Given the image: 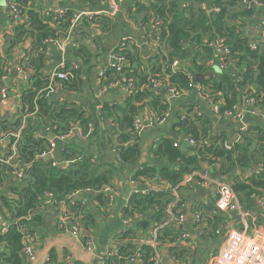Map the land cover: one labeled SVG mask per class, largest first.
<instances>
[{"label": "crops", "instance_id": "0c3cea01", "mask_svg": "<svg viewBox=\"0 0 264 264\" xmlns=\"http://www.w3.org/2000/svg\"><path fill=\"white\" fill-rule=\"evenodd\" d=\"M238 1L242 4L238 6V9L244 10V0ZM10 2L17 3L16 0H0V121L17 117L21 97L25 91L30 89L32 76L36 73V69L26 62L32 56L33 41L31 39H24L18 43L12 41L16 27H13ZM154 2L155 0H124L118 8V15L114 18L109 15L114 8V0H74L73 2L30 0L27 4L28 8L34 7L40 13L47 6L54 9H73L81 13L84 18L81 24L75 27L68 26L66 31L61 30L54 37V43L44 45L45 49H41L44 53V63L39 70L49 78L51 83V89L45 94L44 99L50 104L69 103L82 108L87 118L92 117L91 136L80 139L77 131H82V127L75 124L73 126L75 134L60 141L51 127L40 125V135L46 137L50 144L53 141L56 142L54 156L50 159L49 157L42 159H59L62 147L76 145L93 155L94 161L104 165L107 169L112 168V178L108 184L112 190L111 198L109 194L99 191L80 197L77 205L81 213L73 219L69 214L72 206L66 207L65 210H68L66 215L58 206H46L41 209V218L35 223L32 222V225L30 223L32 232L37 237L36 264H45L48 258L51 263L52 256L57 264H104L103 260L106 256L119 255L116 240L128 229L134 232L132 244L136 245V250L141 249L142 251L143 248L149 247L152 250V259L155 258L156 261L164 264H209L210 255L224 245L230 233L234 231H245L248 234L264 232V202H260L259 196L253 195L254 202L248 208L250 216L245 220L236 213L227 216L213 210L216 200V182L233 183L229 175L220 177L222 176L220 168L223 164L220 158L202 162L200 170L186 176L179 184L182 185L180 189L177 188L178 185L172 188L167 181L159 177L150 179L136 177L134 170L125 168L120 162L117 136L113 135L112 131V128L117 125L110 117V113L104 112V107L126 108L134 92L149 91L162 95L160 101L167 106L165 115L168 114L166 121L159 123V117L151 108L149 98L142 99L141 96L140 102L135 103L139 110L134 116L131 132L136 135L134 124L140 120L144 127L140 141L143 143L144 152H147V155L142 154L140 165L152 166L165 163L153 156L150 149L156 147L157 142L162 138L173 137L178 131L177 124L180 114L184 116L189 110H192L191 116L196 112H201L204 117L211 118L214 130H216L213 135L219 134L224 137V140L235 141L241 127L240 121L235 116L226 117L215 113L211 96L203 97L193 90L182 99H175L163 89L158 93L150 90L147 82L149 77L165 78L167 75L166 64L162 61V56L167 52L157 40L155 28H158L159 22L154 19V16L151 15V18L147 16L145 11L140 14L136 13V7L141 4L152 11L151 6ZM252 9L254 10L252 17L240 18L238 22L242 26V34L251 41H255L259 38L258 25L261 20H264V7H252ZM123 39H128L126 50L131 57H127L124 67L129 69L125 70L123 75L109 72L107 76L100 77V71L113 61V48ZM188 66L187 61L181 63L182 69L194 74H203L205 77L202 83L208 80L207 74L209 73H213V77L223 73L217 63L211 66L208 62L211 71L205 73L192 71ZM60 67L69 71L72 69L73 74L76 72V79L81 84V89L68 90L63 84L66 81L52 76L53 72ZM128 73L132 77H128ZM72 78L70 77L69 80ZM118 79H120L118 87L112 86L111 84ZM128 79L132 80L135 85V91L132 94L127 92ZM202 83H197V85H202ZM204 87L207 88V86ZM4 94H6L5 98ZM251 112L252 108L247 107L244 120L250 128L253 127L250 131L251 136L259 137L261 134L253 129L260 127L264 131V123L260 117L250 115ZM118 113L121 114L120 111ZM33 116L34 114L31 115ZM52 134L54 137L51 139ZM186 137L183 133L178 135L176 144L181 147ZM253 146H257V142H253ZM8 151V141H0V156L4 157ZM244 168L236 166L234 171L242 177H248L261 169L254 163L245 170ZM205 171H208L207 177L210 179L208 184H205L202 179L192 177L195 173ZM20 183L21 180L15 178L8 167L0 163V229L2 231H7L11 224L18 220H12V214L5 207L2 197L12 194L13 200L17 199L14 189ZM146 189L152 191L171 189L173 200L165 209L166 216L162 221H156L154 211H150L142 214L143 216L136 214L132 217L133 221L139 216L142 217L140 220L145 221V225L136 226L135 223L138 220L124 225L123 220L126 219L124 210L129 205L131 195L135 191ZM177 199L180 200L181 208L186 216L183 227H178L173 217V202ZM78 201L81 203L78 204ZM197 211L203 213L206 221L204 227L207 235L203 237L199 236L194 221ZM76 221L80 224L79 238L72 233V226ZM85 224H88L89 232H85ZM182 229L190 235L189 243L180 241L179 233ZM86 236L93 238V251L86 249L84 243ZM163 236L164 241L161 239ZM5 249L4 245L0 246V252H4ZM126 264L140 263L135 260Z\"/></svg>", "mask_w": 264, "mask_h": 264}, {"label": "trees", "instance_id": "16d2710c", "mask_svg": "<svg viewBox=\"0 0 264 264\" xmlns=\"http://www.w3.org/2000/svg\"><path fill=\"white\" fill-rule=\"evenodd\" d=\"M16 1L25 13L27 22L16 27L12 41L13 43L24 39L33 41L32 56L26 62L36 69V73L32 76L30 89L25 91L21 97L17 117L12 120L0 121V136L3 133L15 134L23 128L20 134L18 153L20 166L24 169V177L21 179L20 185L14 189L18 198L13 200L12 197L3 196L2 200L12 214V220L30 218L29 223L32 225V222L35 223L41 218V197L45 192L53 193L57 202L64 201L66 196L75 190L89 188L92 190L91 193H95L110 184L112 168L109 166L107 169L104 165L94 161L93 155L76 145L62 147L58 158L68 161V165L63 168L53 167V160L40 157L50 149L48 139L39 133L40 125L41 127L43 125L51 127L56 136H61L67 135L75 124H79L83 134L88 135V124L92 121V117L87 118L84 110L74 104H50L44 99L51 83L49 78L39 70L44 63V53L41 52V49H45L44 41L46 39L54 38L61 30L66 31L70 24L64 23L53 28L43 20L36 8L27 7L30 0ZM186 2L188 4L184 6ZM203 3H206L210 9L218 7L220 12H204L201 8ZM240 5H242L241 1L238 0H155L151 6L152 11L146 6L138 4L136 13L140 14L145 11L147 16L151 18L152 15L159 22L160 43L167 52L162 56V61L166 65L179 59L183 63L189 62L188 68L192 71L209 72L211 67L208 66V62L216 61V58L213 50L204 41L217 37L224 38L231 49L233 68L237 71L224 70L225 72L223 71L222 74L203 81L202 85L207 86L210 92L209 96L212 98L224 97L227 108L239 102L243 95L247 94L246 91L264 107V49L251 51L249 48L251 40L242 34V26L238 20L252 17L254 10H247L243 6L244 10H239L238 6ZM123 54L126 58L131 57L127 50L123 51ZM166 73L170 74L172 86L188 89L189 80L183 72L173 74L168 69ZM73 76L74 78L71 80L63 82L64 87L68 90L81 89V84L76 79V72ZM127 76L132 77L130 73ZM39 95L41 97H38ZM141 96L142 99L149 98V104L156 111L159 119L165 116L167 106L160 101L162 95H156L149 91L134 92L128 100L126 108L104 107V112L110 113V117L117 125L112 128V131L113 135L117 136L119 159L125 168L134 170L136 177L146 179L159 177L174 188L181 184L186 176L200 170L202 162L220 158L223 162L220 168V175H222L220 177L230 176L235 192L243 206L250 207L254 202L253 195L264 199V131L260 127L253 129L256 133L261 134L259 137L251 136L250 131L253 128L251 127L249 132L244 134L242 140L237 142L233 151H226L220 146V143L224 141L223 136L216 134L212 140L214 126L211 118L203 115L201 117L191 116L192 110H189L184 120L182 119L183 114H180L176 134L173 137L162 138L157 142L156 147L150 149L153 156L165 163L152 166L140 165L139 162L144 152L143 143L131 131L134 116L139 110L135 103L140 102ZM118 111L124 115L119 114ZM32 114H34L33 117H31ZM25 116H27L26 119H24ZM24 122H26L25 127ZM181 133L197 141L209 138L210 144L184 152L176 144L178 135ZM253 142H257V146H253ZM126 144L127 146H125ZM252 163L260 167L262 165V167L258 172H254L248 177H242L234 171L236 166L245 167V170ZM8 170L10 171V168ZM172 200L171 189L151 191L147 195L134 194L130 198L128 207L124 210V216L125 218L134 217L136 214L141 216L146 212L154 211L155 220L162 221L166 216L165 209ZM80 203L78 201V204ZM78 208L79 206L76 205L69 209L72 219L81 213ZM140 216L133 221L138 220L135 223L136 226L146 224L145 221L140 220L142 218ZM221 220L222 218L219 222ZM84 226L86 227L85 232H89L88 224ZM134 236V232L128 229L117 238L119 255L110 257V262L126 264V260L134 257L136 253V245L132 244ZM161 239L164 241V236ZM1 245L6 248L4 252H0L1 264H26L21 255L22 236L14 223L7 231L0 229ZM142 251L144 252H142L143 264H153L152 250L145 247ZM51 261L50 264H57L53 260V256Z\"/></svg>", "mask_w": 264, "mask_h": 264}, {"label": "built area", "instance_id": "2783aa9c", "mask_svg": "<svg viewBox=\"0 0 264 264\" xmlns=\"http://www.w3.org/2000/svg\"><path fill=\"white\" fill-rule=\"evenodd\" d=\"M64 2H73L74 0H63ZM124 0H114V8L109 13L110 17H116L118 15V8L122 4ZM188 3L186 2L184 6H186ZM243 4L247 10L252 9V7L262 8L264 7V0H249L243 1ZM201 8L204 12H214L219 13L220 9L218 7H213L210 9L207 4H202ZM10 10L12 14V21H13V27H18L22 24H25L27 22V17L23 10L19 7V5L15 2H10ZM43 20L51 27L55 28L58 25H62L64 23H69L70 26L75 27L79 24H81L84 21L83 15L73 9H62V8H52L51 6H47L41 10L40 13ZM159 25V24H158ZM157 31V40L158 42H161L160 34L161 29L155 28ZM258 32H259V38L255 41H250L249 48L251 51H258L264 46V20H261V22L258 25ZM55 38H48L44 41V44H50L54 43ZM127 42L128 39H123L119 43L115 45L113 48V61L111 63H108L101 71H100V77H105L109 72H114L115 74L123 75L125 73V63L127 61L126 56L123 54V51L127 48ZM205 44L210 47L214 54L216 61L211 60L209 61V65L218 64L219 68L224 70H230L232 69L233 72H236L237 70L234 67V62L231 57V49L226 44V40L224 38H214V39H206ZM181 60L175 59L168 65H166V72L168 69L171 70L173 74H176L177 72H183L188 80V89L186 88H178L176 86H172L170 82V74H167L165 78H159L157 76H151L148 79V85L151 91L158 93L162 89L165 90L169 95H171L175 99H182L184 96L188 95L191 91L196 90L200 96L208 97L210 95V92L207 88H205L202 85H197L195 81V74L192 72H189L185 69L181 68ZM66 70L64 67L57 68L53 72V77L58 78L60 80L67 81L70 79V77H73V70L70 69ZM118 79L115 83L111 84L112 86L118 87L119 84ZM127 92L129 94H132L135 91V85L132 80H127ZM51 89V87L49 88ZM247 94H244L243 97L240 99L239 102H237L236 105H233L230 108L225 107V100L224 98H220L217 96L216 98H212L211 101L213 103V110L216 114L220 116H226L231 117L235 116L237 120L240 122V131L238 138L235 141L231 140H224L220 143V146L225 149L226 151H233L236 147L237 142L241 141L244 134L249 132L250 127L245 123V115H246V108L251 107L252 112L250 115L252 116H258L261 118L262 122L264 123V107L261 106L260 103H258L254 97H252L251 94H249L246 91ZM3 97H6V94L3 95ZM38 97H41L39 95ZM184 115L182 119H185ZM193 116L201 117V112H196ZM168 117V114H166L164 117H161L158 119L159 123H163L166 121ZM27 116L24 117L26 119ZM25 127V123H23ZM93 124H88V135H84L83 131H77V135L80 139L87 138L91 131ZM143 124L140 122V120H137L134 124V132L138 136V140H140L141 133L143 130ZM21 128L19 132L13 133V134H7L3 133L0 136V141L7 140L9 145V151L8 153L3 157L0 156V163L6 165L8 168H10V172L12 175L17 178L18 180L23 179L24 177V169L20 166L19 163V153H18V144L21 134ZM75 129L72 128V130L67 135H61L57 136V138L60 141L66 140L68 136L75 134ZM15 140L13 141V139ZM186 141L190 144V149L196 150L199 147H205L210 144V139L205 138L202 140L197 141L196 139L187 136ZM56 151V142L53 141L50 144V149L47 153H44L41 155V158H46L48 156H54ZM68 165V161L66 160H60V159H53L52 166L53 167H60L63 168ZM262 167V165H261ZM260 167V168H261ZM208 171H205L204 173H195L192 177L197 179H202L205 184L210 183V179L207 177ZM182 185H178L177 188L180 189ZM234 183H229L227 181H218L216 182V200H215V208L216 211L219 213L225 214L227 216H230L232 213H236L240 218L245 220L250 216V211L248 208L243 206L239 200L238 195L235 192L234 189ZM111 187L109 185L104 186L99 192H104L106 194L110 195L111 198ZM152 190L146 189L141 191H135L134 194H142L147 195ZM92 190L87 188L85 190H75L71 193H69L66 196V199L62 202H57L54 198V194L51 192H45L41 197V209H43L46 206H56L62 208V212L64 215L68 213V210H65L66 207L69 208V206H76L77 200L86 195L87 193H91ZM12 194L8 195L11 197ZM131 195V196H132ZM260 202H264V199L261 198ZM182 204L179 199L173 202V208H174V220L177 222L178 227H183L186 222V216L183 213V210L181 208ZM1 208V207H0ZM142 216V215H141ZM30 218H20L16 222H14V225H16L18 232L22 236V257L26 264H36L37 261V255H36V245H37V237L36 234H33L32 228L30 227ZM133 221L132 217H127L123 220L124 225H128ZM194 221L197 226L199 236H206V228L204 225H206L205 217L202 212L197 211L194 215ZM220 232V230H219ZM218 232V233H219ZM72 233L79 238L81 235L80 230V224L78 221L75 222L72 226ZM179 239L182 242L189 243L191 241L190 235L185 232L183 229L179 233ZM84 243L86 246V249L89 251H93V238L90 236L84 237ZM110 256H106L104 261V264H114V262L109 261ZM139 261L140 264H143V254L141 249H137L136 253L133 258L126 260V263H130L133 261ZM45 264H50L49 258L47 259V262ZM153 264H164L162 262L156 261L155 258L153 259ZM209 264H264V232L259 231L255 232L253 234H248L245 231H234L230 233L227 241L224 243V245L217 251L210 255L209 257Z\"/></svg>", "mask_w": 264, "mask_h": 264}, {"label": "water", "instance_id": "95a60500", "mask_svg": "<svg viewBox=\"0 0 264 264\" xmlns=\"http://www.w3.org/2000/svg\"><path fill=\"white\" fill-rule=\"evenodd\" d=\"M207 76H208V79L209 78H212L213 77V73H209V74H207ZM205 76L203 75V74H195V81L198 83V84H201L202 83V79L204 78ZM215 133H216V130H214L213 131V134L215 135ZM212 136V140H214V137L215 136ZM54 137V134H52L51 136H50V138L52 139ZM181 148H182V150L184 151V152H188L189 150H190V144H189V142L188 141H185V142H182L181 143ZM145 155H147V152L145 151V152H143ZM49 157V159H50V157L51 156H48Z\"/></svg>", "mask_w": 264, "mask_h": 264}]
</instances>
